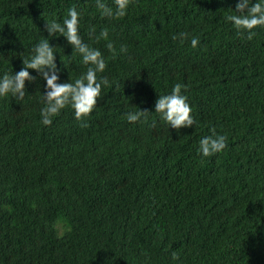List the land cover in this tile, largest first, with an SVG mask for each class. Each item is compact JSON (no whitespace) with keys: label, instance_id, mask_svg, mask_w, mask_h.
I'll use <instances>...</instances> for the list:
<instances>
[{"label":"trees","instance_id":"obj_1","mask_svg":"<svg viewBox=\"0 0 264 264\" xmlns=\"http://www.w3.org/2000/svg\"><path fill=\"white\" fill-rule=\"evenodd\" d=\"M236 2L132 0L136 23L124 38L128 15L102 16L95 0H0V75L24 67L47 37L63 50L60 82L86 72L63 34H43L47 20L62 22L73 6L90 46L115 48L98 73L110 84L83 119L68 106L42 123V74L26 81L23 100L0 97V264L23 260L8 252L7 225L39 236L54 220L67 234H52L53 264H264V27L240 35L227 19ZM104 28L108 37L97 40ZM180 32L189 35L174 39ZM177 82L187 85L196 124L177 130L155 112L127 120L130 110L155 111ZM213 127L228 145L204 157L199 139ZM104 138L110 144L99 155Z\"/></svg>","mask_w":264,"mask_h":264},{"label":"clouds","instance_id":"obj_2","mask_svg":"<svg viewBox=\"0 0 264 264\" xmlns=\"http://www.w3.org/2000/svg\"><path fill=\"white\" fill-rule=\"evenodd\" d=\"M132 0H95L96 6L100 9V14L106 17H123V24L119 30L124 38H128L127 31L135 25L132 23L136 19L128 13V9ZM83 13L75 6L68 9V14L63 21L56 18L47 20V34L51 38H57L59 34H63L67 41L73 46L75 51L80 53L76 57V61L88 67L87 71L82 73L74 80L60 82V69L56 61V54L63 50L50 43L49 38L39 40L33 46L29 53L23 57L24 67L13 72H5L0 75V97H6L11 94L17 100H23L26 97V81L40 79L42 74L46 80V88L41 86V96H43V107L41 108V120L45 125L53 123V118L57 116L62 109L70 106L74 109V115L78 119H83L92 114L97 107L98 98L103 97V89L110 81L106 75H98L103 73L107 66V59L113 57L115 48L109 41L105 53L97 48L90 46L80 33V24ZM227 19L233 22L234 27L240 35H246L251 39L256 35L258 27H264V0H237L235 12L229 13ZM146 23L141 21L137 25L139 38L143 33V27ZM94 31V29H93ZM41 34V33H40ZM91 35V33H90ZM108 29L104 28L96 39L101 37L107 38ZM187 32H180L173 35V38H180L182 41L188 37ZM200 44L198 36L191 37L192 47ZM71 45H67L71 48ZM120 51H127L126 45H121ZM65 52V51H64ZM67 56V54L65 53ZM74 60V59H73ZM110 62L113 59H109ZM31 69V72H30ZM187 85L177 82L173 85L170 92L160 94L155 102V111L147 109L130 110L124 113L127 120L136 122L140 120H148L149 114L158 113L161 120L165 121L169 126L179 130L182 126H192L196 124V117L193 115V108L189 101L188 95L184 89ZM155 122V121H154ZM99 138H94V141ZM110 142L104 138L96 149L99 155H104L108 150ZM228 145L226 133L217 132L213 127L210 134L204 135L199 139L197 151L204 157L212 156L218 152H222ZM120 159L118 160L120 162ZM128 158L126 159V161ZM125 161V162H126ZM124 162V163H125ZM138 162V161H137ZM135 162V164L137 163ZM97 170L102 173L104 170L103 158L95 161ZM126 172V171H125ZM121 171L119 175L124 174ZM116 185L115 187H117ZM114 187V188H115ZM3 224V221H2ZM57 221L46 224L39 231L42 234L33 236L27 226L18 223L15 225H7L5 233L1 232L4 237V243L9 247L8 252L13 256H20L21 261H13L12 264H41L42 260L51 262L52 253L55 254L52 244V234L66 235L65 227H61ZM176 256V253H173Z\"/></svg>","mask_w":264,"mask_h":264}]
</instances>
